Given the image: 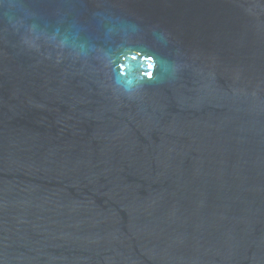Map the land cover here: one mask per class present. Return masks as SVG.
Listing matches in <instances>:
<instances>
[{"label":"water","instance_id":"95a60500","mask_svg":"<svg viewBox=\"0 0 264 264\" xmlns=\"http://www.w3.org/2000/svg\"><path fill=\"white\" fill-rule=\"evenodd\" d=\"M0 264H264V0H0Z\"/></svg>","mask_w":264,"mask_h":264},{"label":"clouds","instance_id":"9594fccd","mask_svg":"<svg viewBox=\"0 0 264 264\" xmlns=\"http://www.w3.org/2000/svg\"><path fill=\"white\" fill-rule=\"evenodd\" d=\"M148 59H149V60H153L154 57L149 56ZM151 67H152V70H153L154 65L151 66ZM146 78H147L148 80H151V79L153 78V71H147V72H146Z\"/></svg>","mask_w":264,"mask_h":264}]
</instances>
